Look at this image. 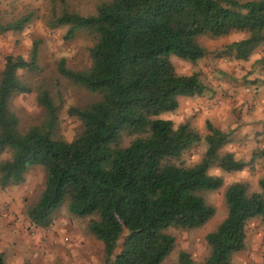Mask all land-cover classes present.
Wrapping results in <instances>:
<instances>
[{
    "label": "trees",
    "instance_id": "16d2710c",
    "mask_svg": "<svg viewBox=\"0 0 264 264\" xmlns=\"http://www.w3.org/2000/svg\"><path fill=\"white\" fill-rule=\"evenodd\" d=\"M33 18L28 10L0 22V32H21ZM52 22L66 27L65 39L79 31L94 34L86 69L72 71L63 59L56 63L58 74L92 99L67 109L78 127L71 139H58L54 130L60 107L39 85L36 98L44 116L21 129L11 104L31 89L17 72L38 70L37 43L27 58L5 56L0 154L7 150L10 158L0 161V188L21 184L30 166H43L44 188L27 210L28 218L36 226H48L67 198L70 214L96 216L89 229L101 241L106 264H231V254L246 243L249 221L264 222V175L257 180L258 192L249 193L244 182L225 187L227 215L205 236L209 253L202 262L180 251L177 262L164 263L175 243L168 228L193 230L215 214L204 195L219 189L223 178L210 175L209 169L218 163L226 171H240L245 163L231 152L220 153L227 134L206 122L202 159L191 167L177 164L174 160L200 135L189 124L174 127L160 115L175 111L179 96L201 97L209 90L198 73H176L169 56L193 65L211 55L198 37L240 32L245 39L224 49L234 59H248L264 44V0H105L92 14L53 12ZM257 156L264 158V149L253 158Z\"/></svg>",
    "mask_w": 264,
    "mask_h": 264
},
{
    "label": "rangeland",
    "instance_id": "374dc122",
    "mask_svg": "<svg viewBox=\"0 0 264 264\" xmlns=\"http://www.w3.org/2000/svg\"><path fill=\"white\" fill-rule=\"evenodd\" d=\"M102 1L105 0H0V22L11 21L28 10H33L35 15L21 32H0V72L5 56L27 58L33 43H37L38 70L17 72L20 81L31 89L17 95L11 104L21 129L39 123L44 116L36 98V87L41 85L52 93L60 107L55 137L69 140L75 134L78 124L67 117L66 111L70 106L86 105L92 96L61 77L56 63L63 59L65 66L72 71L86 69L94 34L79 31L72 39H65L67 29L52 26V13L64 9L82 15L92 14ZM236 34L241 33L218 38L198 37L199 45L211 55L193 65L169 56L176 73L189 75L196 72L209 89L201 97L179 96V107L160 115V118L171 120L174 127L187 123L200 135V141L174 161L191 167L202 159L206 151L203 140L207 133L205 123L209 122L227 134L228 141L220 153L231 152L245 166L240 171H226L214 163L208 173L222 177L223 183L215 192L204 195V199L215 214L204 226L193 230L177 226L168 228L166 232L175 237V243L164 263L177 262L180 251L196 263L208 256L205 236L216 230L227 215L223 196L226 186L244 182L249 193L259 191L257 180L264 175V158L253 157L264 149V44L248 59H234L224 48L235 41L232 37ZM9 158L7 150L0 154V161ZM45 179L43 166L33 165L26 170L21 184L0 188V254L4 264H106L101 241L89 229L90 220L96 216L79 218L70 214L67 198L53 211L48 226H36L28 218L27 210L39 198ZM258 230L263 234H255ZM263 239L264 222L256 219L248 223L246 243L240 251L231 254V264H264Z\"/></svg>",
    "mask_w": 264,
    "mask_h": 264
},
{
    "label": "clouds",
    "instance_id": "9594fccd",
    "mask_svg": "<svg viewBox=\"0 0 264 264\" xmlns=\"http://www.w3.org/2000/svg\"><path fill=\"white\" fill-rule=\"evenodd\" d=\"M232 39L235 40V41H240V40L245 39V36H244L243 33H241V34H236V35H233ZM258 58H259V57H255L254 59H258Z\"/></svg>",
    "mask_w": 264,
    "mask_h": 264
},
{
    "label": "crops",
    "instance_id": "0c3cea01",
    "mask_svg": "<svg viewBox=\"0 0 264 264\" xmlns=\"http://www.w3.org/2000/svg\"><path fill=\"white\" fill-rule=\"evenodd\" d=\"M254 220H256V219H253V220L249 221V223H250V222H253ZM257 233H259L260 235L263 234V232H262L261 230H258L257 232H255V234H257Z\"/></svg>",
    "mask_w": 264,
    "mask_h": 264
}]
</instances>
